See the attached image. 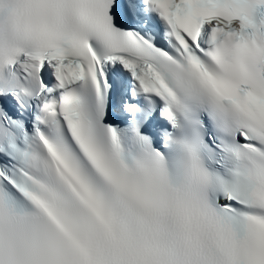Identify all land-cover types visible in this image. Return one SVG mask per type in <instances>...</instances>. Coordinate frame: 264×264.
Wrapping results in <instances>:
<instances>
[{
    "label": "snow or ice",
    "instance_id": "snow-or-ice-1",
    "mask_svg": "<svg viewBox=\"0 0 264 264\" xmlns=\"http://www.w3.org/2000/svg\"><path fill=\"white\" fill-rule=\"evenodd\" d=\"M0 264H264V0H0Z\"/></svg>",
    "mask_w": 264,
    "mask_h": 264
}]
</instances>
